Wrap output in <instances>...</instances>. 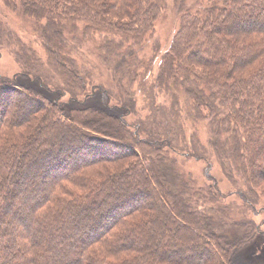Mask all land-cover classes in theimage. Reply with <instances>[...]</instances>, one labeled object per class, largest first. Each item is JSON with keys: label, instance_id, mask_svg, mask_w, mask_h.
<instances>
[{"label": "trees", "instance_id": "trees-1", "mask_svg": "<svg viewBox=\"0 0 264 264\" xmlns=\"http://www.w3.org/2000/svg\"><path fill=\"white\" fill-rule=\"evenodd\" d=\"M1 1L36 84L0 73V264H233L264 234V0H178L150 55L163 0Z\"/></svg>", "mask_w": 264, "mask_h": 264}, {"label": "rangeland", "instance_id": "rangeland-1", "mask_svg": "<svg viewBox=\"0 0 264 264\" xmlns=\"http://www.w3.org/2000/svg\"><path fill=\"white\" fill-rule=\"evenodd\" d=\"M164 1V10L158 16L156 21L155 30L152 36L149 38L148 46L144 52L145 55H150L155 51V48H161L160 52L165 51L171 39L173 38L175 32L179 27V15L178 10L180 4L183 2L178 0H163ZM196 0H186L185 2L190 3ZM7 16L9 17L8 21L10 22L12 28L22 29L21 25H25L20 21V17L17 15V12L8 10L3 2L0 0V17ZM25 28V27H24ZM21 33V32H19ZM91 58V55H88ZM20 68L15 62L13 56L9 53V50L3 49L0 50V73L6 79H12L13 83L16 86L22 88H29L36 84L35 81L29 80L21 75H18ZM42 90V89H41ZM42 98H52L51 95L46 90H42ZM99 94L96 95L95 99H90L89 102H94L99 100ZM57 101H61L64 104H70V101L67 97L56 98ZM133 116V115H132ZM130 118V117H129ZM201 138L204 140L207 138V134L203 128H200ZM215 160V159H214ZM185 169L191 172L199 180H203L205 175L208 172L212 174L218 181L219 186L223 193H225L228 199H235L236 193L233 189L231 182L224 176L220 170L218 163L215 161L212 163L209 168L207 163L202 160L196 159H186L184 161ZM208 168V169H207ZM255 219L260 223L261 229L264 231V209L258 208L257 213L255 214ZM233 264H264V234L258 236L255 240L245 245L233 259Z\"/></svg>", "mask_w": 264, "mask_h": 264}]
</instances>
